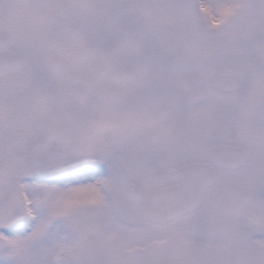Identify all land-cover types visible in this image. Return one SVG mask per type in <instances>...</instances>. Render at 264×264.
Returning <instances> with one entry per match:
<instances>
[{
	"label": "snow or ice",
	"instance_id": "6c2138e0",
	"mask_svg": "<svg viewBox=\"0 0 264 264\" xmlns=\"http://www.w3.org/2000/svg\"><path fill=\"white\" fill-rule=\"evenodd\" d=\"M0 264H264V0H0Z\"/></svg>",
	"mask_w": 264,
	"mask_h": 264
}]
</instances>
